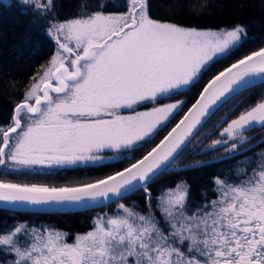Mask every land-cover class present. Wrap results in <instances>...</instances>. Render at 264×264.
Returning <instances> with one entry per match:
<instances>
[{"label": "snow or ice", "instance_id": "snow-or-ice-1", "mask_svg": "<svg viewBox=\"0 0 264 264\" xmlns=\"http://www.w3.org/2000/svg\"><path fill=\"white\" fill-rule=\"evenodd\" d=\"M21 3L45 18L55 49L15 103L7 125H0V165L10 169L95 163L106 150L119 154L142 147L187 101L133 116L118 113L190 91L217 57L246 36L239 24L202 31L152 19L147 0H127L121 14L104 12L110 0H80L77 14L63 21L54 0ZM257 81L264 83V47L212 76L179 123L146 155L93 183L47 187L0 181L5 205L108 202L141 191L149 209L119 203L118 212L94 217L90 230L75 234L72 243L61 230L18 222L0 230V253L11 254V264H264V150L253 151L264 136L253 144L245 135L256 127L264 130V98L202 150L222 147L213 159L234 161L211 178L202 202L190 205L186 181L161 189L155 198L149 187L215 110Z\"/></svg>", "mask_w": 264, "mask_h": 264}, {"label": "trees", "instance_id": "trees-1", "mask_svg": "<svg viewBox=\"0 0 264 264\" xmlns=\"http://www.w3.org/2000/svg\"><path fill=\"white\" fill-rule=\"evenodd\" d=\"M54 12L59 20L72 18L78 12L80 0H54ZM103 9L105 13L121 14L125 10L120 5ZM148 14L152 19L174 23L181 27L197 30L228 29L237 24L245 27L246 36L229 54L215 59L208 71L204 72L200 82L190 91L167 98L162 101L185 100L183 110L168 122L167 127L158 132L154 139L142 147L122 153L115 161L96 164H77L63 167H39V169L0 168V180L48 186H70L91 182L113 174L147 153L177 122L186 109L193 103L204 84L217 72L237 61L243 56L264 47V0H147ZM45 18H41L34 9L16 0H0V125H7L15 103L34 83V76L47 65L54 49V43L46 34ZM264 98V83L252 86L225 102L205 123L184 151L176 157L170 166H190L198 161L205 164L173 170L167 169L154 178L149 187L155 198L161 189L175 187L181 181L190 185L189 201L191 206L202 202V194L209 189L213 176L226 171L234 161L220 156L224 149L217 148L202 152L212 140L220 138V133L227 123L240 112L254 106ZM224 118V119H222ZM255 143L264 130L259 127L245 133ZM264 150V144L254 148V152ZM112 151H109L110 154ZM107 154V152H105ZM252 155L251 152L248 153ZM135 203L137 211L147 212L141 191L132 194L108 206L83 212L45 214L20 213L0 209V230L7 231L13 224L27 222L29 225L53 227L68 233L67 242L72 243L75 234L90 230L94 215L114 212L119 203L128 206ZM155 205V199H153ZM157 219L160 218L156 212ZM11 254L0 253V264H10Z\"/></svg>", "mask_w": 264, "mask_h": 264}, {"label": "water", "instance_id": "water-1", "mask_svg": "<svg viewBox=\"0 0 264 264\" xmlns=\"http://www.w3.org/2000/svg\"><path fill=\"white\" fill-rule=\"evenodd\" d=\"M257 51V50H256ZM250 54V53H249ZM248 55V54H247ZM243 58V57H242ZM242 58H240V59H242ZM236 62V61H235ZM235 62H233V63H235ZM232 64V63H231ZM230 64V65H231ZM230 65H228V66H226V67H229ZM225 67V68H226ZM224 70V68L222 69V70H220V71H223ZM219 71V72H220ZM219 72H217L216 74H218ZM215 74V75H216ZM212 78V77H211ZM210 78V79H211ZM207 83V82H206ZM205 83V84H206ZM204 84V85H205ZM258 84H262L261 82H259V81H257V83L255 84V85H258ZM254 85V86H255ZM204 87V86H203ZM203 87H202V89H201V91L203 90ZM200 93V92H199ZM235 96V95H234ZM233 96V97H234ZM199 97V94H198V96L196 97V99ZM195 99V100H196ZM195 100L193 101V103H195ZM227 102V101H226ZM192 103V104H193ZM225 103V102H224ZM191 104V105H192ZM191 105L188 107V108H190L191 107ZM188 108L186 109V111L185 112H187V110H188ZM220 108V107H219ZM218 108V109H219ZM217 109V110H218ZM217 110H215L214 111V113L217 111ZM184 112V113H185ZM184 113H183V115L177 120V122L168 130V132L169 131H171V129L173 128V127H175V125L177 124V123H179V121L183 118V116H184ZM212 116V115H211ZM211 116H210V118H211ZM210 118H208L207 119V121L210 119ZM206 121V122H207ZM205 122V123H206ZM205 125V124H204ZM203 125V126H204ZM202 126V127H203ZM202 127H200V129H199V131L201 130V128ZM198 131V132H199ZM167 132V133H168ZM167 133L165 134V135H167ZM164 135V136H165ZM163 136V137H164ZM163 137L161 138V139H163ZM195 137V136H194ZM193 137V138H194ZM192 138V139H193ZM160 139V140H161ZM159 140V141H160ZM159 141L157 142V143H159ZM156 143V144H157ZM155 144V145H156ZM155 145L153 146V147H155ZM151 150V149H150ZM149 150V151H150ZM144 155H146V153L144 154ZM143 155V156H144ZM142 156V157H143ZM142 157H140V158H142ZM139 158V159H140ZM174 161V160H173ZM172 161V162H173ZM171 162V163H172ZM134 163V162H133ZM171 163L168 165V168L167 169H173V170H178V169H183V168H187V167H190V166H193V165H195V164H192V165H190V166H180V167H175V168H173L172 166H170L171 165ZM129 166V165H128ZM127 166V167H128ZM2 167V165H0V168ZM124 169V168H123ZM123 169H121V170H119V171H122ZM164 171V170H163ZM114 174V173H113ZM160 173H158L157 175H159ZM110 175H112V174H110ZM109 176V175H108ZM105 177H107V176H105ZM105 177H103V178H105ZM103 178H100V179H103ZM154 179V178H153ZM97 180H99V179H97ZM0 181H2V180H0ZM96 180H94V181H91V182H87V183H83V184H89V183H93V182H95ZM4 182H10V183H17V184H27V183H18V182H11V181H4ZM83 184H77V185H70V186H48V185H43V186H47V187H76V186H80V185H83ZM27 185H31V184H27ZM36 185H40V184H36ZM128 196V195H127ZM126 196V197H127ZM120 199H116V198H113V200L112 201H108V202H104V201H87L86 203H84V204H73V205H28V204H17V205H5L3 202H0V209H4V210H9V211H13V212H20V213H45V214H53V213H56V214H62V213H73V212H83V211H87V210H93V209H99V208H102V207H104V206H108V205H110V204H112V203H115V202H117V201H119Z\"/></svg>", "mask_w": 264, "mask_h": 264}, {"label": "rangeland", "instance_id": "rangeland-1", "mask_svg": "<svg viewBox=\"0 0 264 264\" xmlns=\"http://www.w3.org/2000/svg\"><path fill=\"white\" fill-rule=\"evenodd\" d=\"M7 1V0H5ZM17 2L19 1L21 3V0H16ZM101 2H104V0H101ZM110 3L111 4H114V5H120L121 8H123V10H125L124 12H127V0H110ZM112 8H114V6H112ZM122 12V13H124ZM108 14V13H106ZM202 31H209V30H202ZM210 31H216V30H210ZM219 58V57H217ZM216 58V59H217ZM181 100V99H180ZM176 100H173V101H162L161 103H157L156 102H146L142 105H139V106H134V110H131V109H125V110H122L120 111L118 114L119 115H122V116H133L135 115L136 112H147L149 111L151 108L155 107V106H160L162 104H165V103H174ZM110 150H106L104 151L103 153H101L100 155H102L104 157L103 160L101 161H98V162H95V163H86V164H96V163H100V162H108V161H115L117 159H120L122 157V153H115V152H111L110 154L108 153ZM107 152V154L105 153ZM77 165V164H76ZM35 169H39V167H33ZM33 168H21V169H33ZM133 205H129V207H132ZM116 212H118V209L116 208L114 212H111L108 214V216H111V215H114ZM100 216H104L103 214H101ZM94 217H98L97 215H94ZM93 218H92V223H93ZM14 259L13 256L10 257V264L12 262V260Z\"/></svg>", "mask_w": 264, "mask_h": 264}]
</instances>
